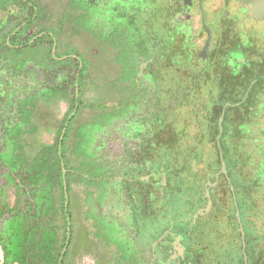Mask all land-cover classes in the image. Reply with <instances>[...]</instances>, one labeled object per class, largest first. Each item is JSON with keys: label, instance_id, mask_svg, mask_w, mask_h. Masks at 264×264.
Instances as JSON below:
<instances>
[{"label": "flooded vegetation", "instance_id": "1", "mask_svg": "<svg viewBox=\"0 0 264 264\" xmlns=\"http://www.w3.org/2000/svg\"><path fill=\"white\" fill-rule=\"evenodd\" d=\"M243 1L120 0L116 5L109 0L114 9L127 10L128 22L122 15L111 26L112 13L104 20L95 18L92 40L113 50L115 58L126 56L129 75L121 64L119 76L101 73L96 78L100 98L94 105L99 109L93 126L80 129L79 144L86 140L90 155L94 146L98 151L89 160L82 149L78 160L88 163L95 179L71 183L73 221H68L73 235L60 264H70L76 233L75 185L86 191L82 213L97 242L118 250L110 264H264V246L258 241L264 238V21ZM22 3L0 0V36L11 33L29 61L32 49L49 51V34L58 32L60 23L31 37L49 22L36 2ZM76 13L82 16L84 10L76 8ZM138 15L145 17L139 29L133 20ZM104 22L111 27L102 36ZM207 28L213 32V47L203 54ZM135 33L142 35L139 45L130 39ZM54 43L53 53L70 45L61 38ZM87 46L91 44L79 43V49L88 51ZM58 60L70 64L56 78L64 81L77 71L76 86L84 99V83L94 77L88 55L80 53L78 66L69 56ZM30 66H25L28 71ZM226 80L230 84L223 90ZM155 82L161 85V97L154 103L163 100L164 108L151 105L149 88L147 96L130 99ZM118 86L127 88L116 92V101L125 100V106L119 109L122 116L109 119L105 115L117 111L109 96ZM209 88L219 90L216 100L209 97ZM183 95L192 96L184 110L167 108L171 99ZM124 115L129 120L118 123ZM113 128L115 141L102 138ZM114 142L123 149L111 159L104 153Z\"/></svg>", "mask_w": 264, "mask_h": 264}, {"label": "trees", "instance_id": "2", "mask_svg": "<svg viewBox=\"0 0 264 264\" xmlns=\"http://www.w3.org/2000/svg\"><path fill=\"white\" fill-rule=\"evenodd\" d=\"M74 8L79 5V0ZM72 5H69L63 11L60 20V30L49 34L51 46L47 56L33 68L32 72L40 73L44 67L49 68L51 75H56L57 71L70 64L67 61L58 60L53 53L54 39H60L64 35L65 25L78 23V16ZM74 13L76 15H74ZM74 15V16H73ZM77 16V17H76ZM85 28L94 29L93 21H86ZM11 33L0 37V53H12L15 60L12 62L14 69L23 71L28 64V52L16 48L15 39H11ZM134 45L142 43V35L130 37ZM69 56L73 63H79L80 52L76 48H69V52L62 57ZM79 57L76 59L75 57ZM49 65V66H47ZM78 66V64H77ZM42 67V69H40ZM78 76V73H76ZM49 88H44L45 94L50 98L65 97L67 90L64 89V83H56ZM79 87V86H78ZM65 92L63 95H53L52 93ZM99 107L94 104H86L79 94H74L72 110L64 121L63 127L55 142L49 146H42L35 152L24 154L21 157L16 154L17 144L12 142L16 140L17 130L13 128H3L0 134V171L2 168L10 170L12 174L16 173L19 162H22L25 175L21 182L17 184V205L10 208L6 203V189L10 185H15L16 180L12 174L0 175V195L2 198L0 204V247L4 252L3 264H60L62 253L65 249L68 236L73 235V227L68 231V218L71 222L73 216L71 212V183L74 179L86 184L88 179H95V174H91L89 167H83V164L73 165L68 158V141L72 133L73 124L80 112L85 111L90 114H96ZM76 112L75 116L72 114ZM121 110L107 113V118L122 116ZM124 114V113H123ZM13 122V118H9ZM63 131H65L63 135ZM81 132V130H80ZM63 137V138H62ZM62 138V140H61ZM82 146L88 157L87 142ZM16 146V147H15ZM64 171L66 173L64 174ZM65 175V179H64ZM66 181V187L64 185ZM67 188V193L65 191ZM58 191V193H57ZM66 194L69 196V207H66ZM58 195V197H57Z\"/></svg>", "mask_w": 264, "mask_h": 264}, {"label": "rangeland", "instance_id": "3", "mask_svg": "<svg viewBox=\"0 0 264 264\" xmlns=\"http://www.w3.org/2000/svg\"><path fill=\"white\" fill-rule=\"evenodd\" d=\"M20 1H23L22 4L27 7L32 6L31 1L36 2L42 8L44 20H47L49 22V23H45L42 26L36 28V31H35L36 34L34 35L32 34L31 37H36L40 31H44L47 27H50L52 25L58 26L60 23L63 11H65V8L68 7V2L70 3L69 5H72V7L73 5H75L74 0L73 1L72 0H20ZM112 1L116 5L120 2V0H112ZM77 2L78 1L76 0V3ZM108 2L109 0H79L80 6L78 5L77 8H82L84 10V13H83L84 15L82 14V16H79L77 14L78 20H79L78 23H75V24L68 23L67 25H65L66 29H64V35L61 37V41L63 43H67L69 41L68 44L70 45H67V46L64 45L60 49V51L57 50L54 52L58 57H62L63 55L69 52V47L71 46L73 48H76L80 53L88 55V58L91 60V63H92L91 65L92 69H91L90 74L94 76L90 78L88 77L87 81L84 83L83 101H85L88 104H95L97 101H99L100 94H99L98 86L96 83V78L97 76H99V74L106 73L108 76L110 75L109 76L110 78L111 76L112 77L116 75L119 76L117 72V68H119L118 66L122 64L126 66L125 74L129 75L128 73L129 69H127V67H130V66L128 62H126L128 58H126V56H120V58L119 57L115 58V54L113 53L114 52L113 50L110 51L109 49L101 48L100 46L94 43V41L92 40L93 39L92 34L94 33L95 24H94L93 30L85 28L86 21L95 22V18L100 17V16L104 20L111 13L116 18V19L114 17L111 18V22H112L111 26L117 25L115 23H117L118 21L117 19H119V17H121L122 15L127 17V19H122V20L125 22H128L129 14H127L128 13L127 10L125 11L119 7L117 9H114L116 8V6L111 3L109 4ZM242 3L247 6V9L250 10L251 14L254 16V11L252 7L249 5L248 0H244ZM33 8L35 11H38L36 6H34ZM73 9L74 11H76V8L73 7ZM11 10H14L13 7H11ZM113 11H115L114 14H113ZM117 14H118V17H117ZM74 15L76 14L74 13ZM258 19L264 21V17L258 18ZM133 20H134V28L136 26V28L139 29L142 26V23L145 21V17L138 15V16H134ZM123 21H120V22L123 23ZM118 25L121 26L120 23ZM111 26H107V22H104L101 24V27L103 29L102 36H105L103 34L104 31H106V29H110ZM98 34H99V31H98ZM0 37H3V35H1ZM149 37L150 35L145 34L146 39H149ZM151 38L152 36L150 37V39ZM157 41H159V39H157ZM81 42H85L87 45L91 44V46H87L89 48L88 51L84 50V48L79 49V43ZM119 42L124 43L125 41L121 40ZM15 45H18V44L16 43ZM42 51L43 50H38L37 48L31 50L30 52L31 57L28 61L31 64L30 69L28 71L25 68V70H23L22 72L14 69V67L12 66L11 63L14 62L15 60L12 53H7L5 55H4V52H2V54L0 53V123H2L1 121H2V117L4 116V114L9 112L6 109L9 107L7 103L12 105L10 100L4 101V99L6 98L13 99L17 96L22 97L25 92L27 93L33 92L36 94L37 93L42 94L44 92L46 93V91H43V90H39L38 92H36L37 83L35 81V78L41 85H46L47 88H49L51 85L55 86L56 85L55 81L56 83H59V82L61 83V81H63L62 78L60 77L56 78V75L52 76L51 73L49 72L48 67H44L43 69L42 67H40V69H42V72L40 73H37L39 72V70H37L36 73L32 72L33 71L32 69L37 68L38 67L37 64L40 63L43 60V57L47 56V53L49 52V51L48 52L46 51L42 52ZM122 55H125V54H122ZM104 68H107V69H104ZM120 69L123 70V68L121 67ZM76 72L77 71L70 72L69 75L66 76L67 79L63 81L64 89L67 90L65 97L62 96L60 100L58 97L49 99V142L50 143L55 142V140L57 139L59 135L60 130L63 127L64 121L66 120V118L68 117V114L72 110L74 94L75 95L79 94V87L76 86V79H75ZM24 73H28V75ZM109 77H108V80H110ZM27 80H29L32 83V85H35V86L31 87V85L28 84L30 82H27V84L25 85L24 83ZM229 84H230L229 80H226L225 83L223 84V90H227L226 86H228ZM160 86H161L160 83H157V82L153 83L152 86L147 84L146 87L143 86V89H144V90L142 89L143 91L141 90L137 93L134 92L130 96V99L135 98V97L142 98V97H145V95L147 96V91H148L147 88H149L148 99L151 101V105L153 107L156 106V108H158L159 106L164 108L163 100H162V103L159 105H156L154 103V100L156 99V97L157 99L161 97ZM38 88L40 89V87ZM113 90L115 89H112V92H115V95L109 96L110 98H113L112 101L111 102L109 100L107 101H109L113 105L112 106L113 108H115L116 110H119L123 107V105L125 106L124 103L126 101L121 100L117 102L116 92L120 94L121 92L126 91L127 88L118 86L115 91ZM218 92L219 90L217 91L216 89L209 88V97L210 98L212 97L216 100V98L218 97L217 95ZM52 94L58 96V95L65 94V92L52 93ZM191 98L192 96L190 95H183L180 98L171 99L169 102L170 104L167 106V108L169 110H173V112L175 113L181 112L182 110H184L183 107H186L187 105L190 104L189 102L192 101ZM37 103L40 108L42 104H40V102H37ZM75 114L76 112H74L72 116H75ZM128 118L129 116L127 117L124 115L121 121L119 120L118 123L127 122L129 120ZM95 120H96V114L94 115V114H90L88 112L82 111L79 113L76 121L74 122L72 133L70 135L68 145H67L68 146V158L72 161L73 165L78 164V160L80 159V156H81L80 151L83 148L82 146L85 144L84 141L79 144L80 138L82 137L81 135L82 131L80 132V129H83L84 126L92 127L93 124L95 123ZM260 124L264 125V121H262ZM108 133H104L102 135V138H104L105 135H108L110 136V138L112 137V141H115L116 128H113L112 131H110L111 134L110 133L108 134ZM106 149H107L106 153L104 154L111 159H115L116 156H119V152L123 148L121 149L118 143L114 142L112 143V145L110 143V145L107 146ZM92 151L94 152V154L87 155L88 156L87 158L89 160L93 159V157L95 156V153H97L96 151L98 150L94 146ZM263 151H264V147L262 148L261 152ZM88 166H89L88 163L83 164V167H88ZM257 166H259L258 163H257ZM74 189L75 190H74L72 202H73V209L75 213L76 233L72 241L73 244H72V250H71L69 262L70 264H110L112 261L110 259L111 256L114 255V252L116 253L118 250L115 247H108V246L106 247L102 245L101 243L97 242L92 225L90 224V222L85 223L86 219L83 217V213H82L85 208L84 196H85L86 191L80 190L77 185L74 186ZM152 208L155 209L156 205H153ZM258 241H259V244H261V246H264L263 236L261 238L259 237Z\"/></svg>", "mask_w": 264, "mask_h": 264}, {"label": "crops", "instance_id": "4", "mask_svg": "<svg viewBox=\"0 0 264 264\" xmlns=\"http://www.w3.org/2000/svg\"><path fill=\"white\" fill-rule=\"evenodd\" d=\"M29 80H27L24 84L30 82ZM35 81L37 83V88L38 86H40V89H43V86L44 88H47L46 85H41L36 78ZM28 84L31 85V87L35 86L32 85L31 82ZM6 100H10L12 105L7 103L9 107L6 108L5 106L9 112L4 114L2 117V123H0V134L3 128H13L17 130L16 140L12 141L17 144L16 154H19V156L21 155L22 157L24 154H33L39 147L53 144L49 142V97H47V95L25 92L22 97L17 96L13 99H4V101ZM37 102L42 104L40 108ZM9 118H13V122L9 120ZM17 164H19V167L14 174H12L10 170L5 167L0 171V175L12 174L13 178L16 180L15 185H10L6 189V203L10 208H14L17 205V184H19L22 178L26 175L23 172L25 168L23 167L22 162ZM1 201L2 198L0 195V204ZM3 261L4 252L0 247V264H3Z\"/></svg>", "mask_w": 264, "mask_h": 264}, {"label": "water", "instance_id": "5", "mask_svg": "<svg viewBox=\"0 0 264 264\" xmlns=\"http://www.w3.org/2000/svg\"><path fill=\"white\" fill-rule=\"evenodd\" d=\"M185 1V0H184ZM249 5L252 7L253 11H254V15L257 18H263L264 17V0H248ZM208 33H209V39L207 41V44L205 46L204 49V53L203 54H208L209 51L212 50L213 47V32L210 28H207ZM65 131H63V135H64ZM63 138V137H62ZM61 138V140H62ZM66 173V171H64V174ZM64 179H65V175H64ZM163 180L165 181V175H163ZM64 185L66 187V181L64 180ZM65 191L67 193V188H65ZM66 199L68 200V195L66 194ZM68 206V201L66 202V207ZM68 231H70V223L68 226ZM68 245V243H67Z\"/></svg>", "mask_w": 264, "mask_h": 264}]
</instances>
